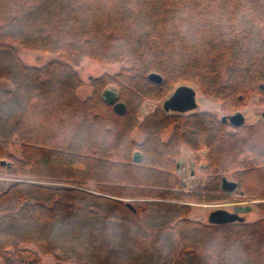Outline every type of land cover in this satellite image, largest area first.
I'll return each mask as SVG.
<instances>
[{
	"label": "trees",
	"instance_id": "trees-1",
	"mask_svg": "<svg viewBox=\"0 0 264 264\" xmlns=\"http://www.w3.org/2000/svg\"><path fill=\"white\" fill-rule=\"evenodd\" d=\"M263 36L264 0H0V176L23 179L0 193L3 263L264 264L263 220L205 225L177 203L225 200L224 174L264 200V120L230 132L208 112L140 118L182 85L225 112L253 95L264 106ZM17 47L58 60L29 67ZM88 60L122 70L83 100L75 68ZM110 87L123 116L103 99ZM184 147L208 178L190 196L176 174Z\"/></svg>",
	"mask_w": 264,
	"mask_h": 264
},
{
	"label": "rangeland",
	"instance_id": "rangeland-1",
	"mask_svg": "<svg viewBox=\"0 0 264 264\" xmlns=\"http://www.w3.org/2000/svg\"><path fill=\"white\" fill-rule=\"evenodd\" d=\"M18 53L21 61L24 65L29 67H43L47 65L52 60H58V56L55 54H44L35 51H28L21 47H17ZM80 78L82 79L84 86L78 91V97L80 99H86L92 95V87L91 82L92 79L100 78L104 75H115L120 73L122 70V65L114 64V65H102L94 61H85L81 66L75 68ZM6 88H11L10 83L3 82ZM190 86V85H189ZM193 87V86H192ZM114 87H110L111 89ZM196 101L198 108L193 112H208L217 116L219 120H223L224 117L234 116L237 113H242L245 118V125H252L259 121L264 120V106L260 103V97L257 95H253L251 99H249L248 103L245 107L240 108L238 110H233L229 112H225L220 104L214 103L207 98H205L200 90L196 87ZM116 89V88H115ZM118 91V90H117ZM170 94L168 98L171 96ZM166 100V99H165ZM146 101L142 106V111L140 113V118L143 119L147 114L154 112L159 108H163L164 101ZM190 112V113H193ZM173 113V112H171ZM229 122V121H228ZM230 125V123H229ZM230 132H235L236 128L230 126ZM172 134V129L167 130L163 134V140L167 141ZM133 139L142 142L144 140V135L135 130L132 135ZM16 156H21V148L17 146V148L13 151ZM200 155L206 154V151H202L199 153ZM196 153L192 150L184 147L181 151V155L178 158L179 164L185 165V171H177L176 174L179 180L185 184L186 195L190 196L195 193L192 191L195 188L193 187L194 183L200 182L199 184H205L207 186L208 178L205 176L200 169V164L196 162ZM192 165V166H191ZM191 167V168H190ZM226 177L230 181H237L233 178L232 174H224L221 178ZM23 180L19 177L8 175V176H0V193L4 192L10 185L13 183ZM238 182V181H237ZM188 184V185H187ZM240 184V183H239ZM241 187V185H240ZM242 192L244 194H242ZM180 205H188L190 208V212L186 218L201 222L205 225H209V219L213 212L217 210H226L229 212H234L235 207H247L251 206L252 211L246 214L241 215L243 223H255L258 221H264V211L259 209L260 205H264V200H253L247 194V192L240 188V190L228 194V197L222 201L215 202H200L197 200L189 199L185 202H177ZM41 264H55L57 261L53 256H42L40 258ZM0 264H4L0 259Z\"/></svg>",
	"mask_w": 264,
	"mask_h": 264
},
{
	"label": "water",
	"instance_id": "water-1",
	"mask_svg": "<svg viewBox=\"0 0 264 264\" xmlns=\"http://www.w3.org/2000/svg\"><path fill=\"white\" fill-rule=\"evenodd\" d=\"M150 82L154 84H162L163 77L159 73H151L148 76ZM196 89L189 85H182L175 89L172 95L164 101L163 109L166 112H173V113H189L194 111L198 108L197 101H196ZM104 101L113 107L116 114L123 116L127 113L126 105L120 101L119 94L117 89L111 88L106 89L103 94ZM229 119L230 123L233 124L235 127L239 128L244 125L245 119L242 113H237L230 118L224 117L223 121L227 122ZM264 119V114H263ZM140 160V153L137 152L135 154V161ZM222 187L223 190L228 193H234L240 190V184L237 181H230L226 177L222 179ZM242 194H244L242 192ZM252 211L251 206L247 207H235L234 212H229L226 210H217L213 212L209 219V224L211 225H225L231 224L235 222H241L242 218L241 215L249 213Z\"/></svg>",
	"mask_w": 264,
	"mask_h": 264
},
{
	"label": "flooded vegetation",
	"instance_id": "flooded-vegetation-1",
	"mask_svg": "<svg viewBox=\"0 0 264 264\" xmlns=\"http://www.w3.org/2000/svg\"><path fill=\"white\" fill-rule=\"evenodd\" d=\"M263 39H264V36H263ZM191 112H193V111H191ZM190 113V112H189ZM231 117V116H230ZM230 117H228V118H230ZM245 119V118H244ZM229 121V119L227 120V122L226 123H230V121ZM230 125L231 126H233L234 128H237V127H235L233 124H231L230 123ZM253 125V124H252ZM243 126H245V122H244V125ZM185 165H182V164H179V162H177L176 163V169H177V171H180V172H182V171H185V167H184ZM192 166V165H191ZM191 168V167H190ZM223 179V178H222ZM200 182H197V183H194L193 184V187L195 188V190L193 189L192 191H195V192H199L200 190H202L203 188H205V187H207V186H205V184H199ZM222 186V185H221ZM222 189H223V187H222Z\"/></svg>",
	"mask_w": 264,
	"mask_h": 264
},
{
	"label": "crops",
	"instance_id": "crops-1",
	"mask_svg": "<svg viewBox=\"0 0 264 264\" xmlns=\"http://www.w3.org/2000/svg\"><path fill=\"white\" fill-rule=\"evenodd\" d=\"M188 185V184H187Z\"/></svg>",
	"mask_w": 264,
	"mask_h": 264
}]
</instances>
